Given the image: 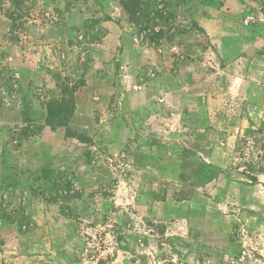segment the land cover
<instances>
[{"label":"rangeland","instance_id":"obj_1","mask_svg":"<svg viewBox=\"0 0 264 264\" xmlns=\"http://www.w3.org/2000/svg\"><path fill=\"white\" fill-rule=\"evenodd\" d=\"M126 1L129 22L149 33L143 42L158 58L138 72L129 111L104 86L111 97L91 105V133L72 139L66 164L21 187L0 171L11 192L0 186V264H264V0H223L226 11L209 18L216 43L189 15L194 1L207 0H162L167 19L159 22L151 6L161 0ZM35 2L0 0V16L10 19L0 25V85L11 92L16 80L11 93L21 102L0 103V126L15 147L36 133L42 114L36 60L29 54L23 66L21 39ZM163 74L187 88L164 107L150 87ZM57 81L49 96L74 101L85 82ZM70 181L79 187L72 195ZM31 215L36 251L2 242L8 225L29 234Z\"/></svg>","mask_w":264,"mask_h":264},{"label":"crops","instance_id":"obj_2","mask_svg":"<svg viewBox=\"0 0 264 264\" xmlns=\"http://www.w3.org/2000/svg\"><path fill=\"white\" fill-rule=\"evenodd\" d=\"M219 1H194L189 12L190 19L204 30L211 43H216L217 35L212 31L209 18L213 11L223 12L227 7V2ZM35 3L34 14L27 18L30 29L26 35H21V39H24L25 47L22 52L27 56L23 59V66L27 65L29 54L36 60L34 89L42 113L40 124L38 122L36 126V133L23 139L17 147L13 146L15 140L10 133L0 126V171L7 175L5 182H19L17 187L28 181L37 183L43 170L56 169L69 161L73 140L65 138L64 129L52 131L44 125L45 103L50 98L58 99V96L50 97L49 94L57 91L60 75L84 79V84L74 91L75 109L70 128L90 135L94 101L100 104L109 101L111 96L107 95L116 91L124 109L129 111L126 99L135 95L132 87L137 86L138 72L153 66L158 58L157 50L145 44L129 22L121 0H36ZM0 17V25L3 21L10 22L8 17ZM178 79V75L163 74L150 81L151 89L163 96L159 99L162 107L170 95L185 96L187 88L179 84ZM106 85L111 86L107 95L103 91ZM18 134L12 132L11 135ZM0 186L6 195L11 194L3 182ZM17 191L15 188L14 192ZM30 217L34 228L29 234L20 233L13 224L8 225L1 230L2 242L16 243L21 252L27 247H34L36 251V216ZM19 256L21 259L22 255Z\"/></svg>","mask_w":264,"mask_h":264},{"label":"trees","instance_id":"obj_3","mask_svg":"<svg viewBox=\"0 0 264 264\" xmlns=\"http://www.w3.org/2000/svg\"><path fill=\"white\" fill-rule=\"evenodd\" d=\"M156 0H151L149 1L150 5H154ZM121 6L124 10L127 12V6L128 3L126 0H121ZM154 12V15L156 14V18L160 19H165V17L160 16V12L156 9L157 6H151ZM154 7V8H153ZM146 31V30H144ZM147 35L149 33H146ZM146 35V36H147ZM143 39V38H142ZM75 91V90H73ZM75 109V101L72 99L65 100V99H55V98H50L46 104H45V117H44V125L50 130L55 131L58 128H63L64 129V136L65 138L68 139H75L81 143L86 142L87 138L83 133H79L72 128H70L69 123L70 120L73 116ZM249 179L253 185L257 184L256 178L253 176H249Z\"/></svg>","mask_w":264,"mask_h":264},{"label":"built area","instance_id":"obj_4","mask_svg":"<svg viewBox=\"0 0 264 264\" xmlns=\"http://www.w3.org/2000/svg\"><path fill=\"white\" fill-rule=\"evenodd\" d=\"M167 1V0H165ZM165 1H160L159 4L157 5V10L160 12V14L162 13H166V10H162V8L165 5ZM155 22H159V19L156 18L154 20ZM155 31H158V25L156 28H154ZM146 35V31H143L140 36L141 38H143V36ZM175 49V48H173ZM146 75L148 77H154V73H152L151 71H148L146 73ZM10 87H11V92H16L19 88H18V83L16 82V80L12 79L11 83H10ZM9 92L8 90H6L4 88L3 85H0V103L5 107H14V108H19L20 107V100L19 98H17L15 95H13V93ZM14 143H16V141H14ZM79 190V187L77 186V184L73 181H70L69 183V187H68V191L65 192V194L68 195H72L75 194L77 191ZM1 224V223H0Z\"/></svg>","mask_w":264,"mask_h":264}]
</instances>
